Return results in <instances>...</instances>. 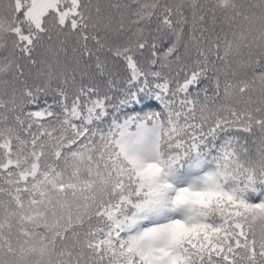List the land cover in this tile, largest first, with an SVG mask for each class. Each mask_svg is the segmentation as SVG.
<instances>
[{"label": "snow or ice", "instance_id": "snow-or-ice-1", "mask_svg": "<svg viewBox=\"0 0 264 264\" xmlns=\"http://www.w3.org/2000/svg\"><path fill=\"white\" fill-rule=\"evenodd\" d=\"M0 264H264V0H0Z\"/></svg>", "mask_w": 264, "mask_h": 264}, {"label": "trees", "instance_id": "trees-1", "mask_svg": "<svg viewBox=\"0 0 264 264\" xmlns=\"http://www.w3.org/2000/svg\"><path fill=\"white\" fill-rule=\"evenodd\" d=\"M105 3L109 2V0H104ZM111 2H116V0H111ZM121 3L124 2V0H120ZM168 37L165 36L164 40L167 41ZM143 96L142 100H138L136 102H129L125 104L124 106L120 107L118 111L120 112H127L129 114L133 112H150V111H158L159 110V101L156 100L153 96L141 93ZM254 139V138H253Z\"/></svg>", "mask_w": 264, "mask_h": 264}]
</instances>
